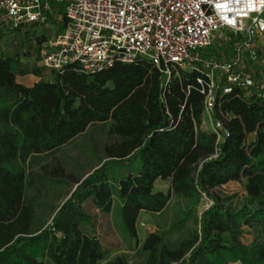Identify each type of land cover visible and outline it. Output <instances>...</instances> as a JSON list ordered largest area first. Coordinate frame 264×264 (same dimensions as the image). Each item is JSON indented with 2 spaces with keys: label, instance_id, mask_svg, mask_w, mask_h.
I'll use <instances>...</instances> for the list:
<instances>
[{
  "label": "trees",
  "instance_id": "16d2710c",
  "mask_svg": "<svg viewBox=\"0 0 264 264\" xmlns=\"http://www.w3.org/2000/svg\"><path fill=\"white\" fill-rule=\"evenodd\" d=\"M47 70L43 79L37 68L25 70L18 54L0 52V264H264L263 99L219 96L213 113L225 135L216 142L199 128L196 71L179 70L160 86L161 75L142 58L91 73L73 65ZM26 73L37 79L20 83L16 76ZM95 122H109L115 137L103 148L106 161L76 184L49 225L34 229L24 195L26 163ZM110 163L123 172L111 174ZM155 180L166 181L167 192L154 189ZM241 180L239 195L215 191ZM201 194L211 203L196 218L197 228L172 247L161 234L148 233L137 263L108 257L91 232L65 246L56 228L69 212L88 224L84 203L107 214L114 195L121 227L135 238L141 211H161L170 195L197 201Z\"/></svg>",
  "mask_w": 264,
  "mask_h": 264
},
{
  "label": "built area",
  "instance_id": "2783aa9c",
  "mask_svg": "<svg viewBox=\"0 0 264 264\" xmlns=\"http://www.w3.org/2000/svg\"><path fill=\"white\" fill-rule=\"evenodd\" d=\"M28 25L52 27L38 58L50 70L73 65L91 73L142 58L161 75L160 86L179 70L196 71L199 128L216 142L225 135L213 113L219 96L264 100L257 47L264 38V0H0V32ZM216 42L229 49L207 56Z\"/></svg>",
  "mask_w": 264,
  "mask_h": 264
},
{
  "label": "rangeland",
  "instance_id": "374dc122",
  "mask_svg": "<svg viewBox=\"0 0 264 264\" xmlns=\"http://www.w3.org/2000/svg\"><path fill=\"white\" fill-rule=\"evenodd\" d=\"M48 33L44 32L42 26L31 25L21 27L10 34L0 32V52L18 54L25 70L37 68L40 77L46 79L50 71L39 65L38 58L41 43L45 38L43 35ZM228 49V45L216 42L206 48V53L207 56H219L225 54ZM17 79L27 83L34 80L26 74L17 75ZM108 128L109 122L90 123L83 132L59 148L29 158L25 166L27 185L24 195L32 204L34 229L49 225L54 212L68 198L76 184L106 161L103 148L115 139L108 133ZM134 162L130 160L128 163L133 166ZM107 171L114 176L117 172H123L122 168L114 163L107 166ZM154 189L167 192L166 182L156 181ZM215 191L222 195H239L243 191V180L229 181ZM210 203L202 194L197 201L170 195L161 211L139 213L135 221L136 236L131 238L121 227L119 202L113 195L111 209L107 214H102L91 204L84 203L83 211L90 216L88 224L76 222L73 214L69 212L57 222L56 228L63 233L62 244L65 246H75L82 234L91 232L97 237L108 257L124 255L128 261L137 263L143 259L140 245L148 233L161 234L163 240L172 247L197 228L196 218ZM248 238L243 235L244 240Z\"/></svg>",
  "mask_w": 264,
  "mask_h": 264
},
{
  "label": "crops",
  "instance_id": "0c3cea01",
  "mask_svg": "<svg viewBox=\"0 0 264 264\" xmlns=\"http://www.w3.org/2000/svg\"><path fill=\"white\" fill-rule=\"evenodd\" d=\"M42 28L44 29V32H46V33L49 32L48 34H50L51 31H52V27L49 26V25L42 26ZM48 34H46V35H48ZM257 47H258V53H259L260 59H263L264 58V38L263 37L258 38V40H257ZM26 75L32 76V78L34 79L33 81H35L37 79L36 76H34V75L30 74V73H26ZM16 79H17V76H16ZM17 80L20 83L25 84V85H29V84H31L33 82V81H31V82L27 83V82H25L23 80H19V79H17ZM156 181H158V180H155L154 181V185H155ZM159 181H161V180H159ZM164 182H166V181H164ZM166 185H167V182H166Z\"/></svg>",
  "mask_w": 264,
  "mask_h": 264
}]
</instances>
